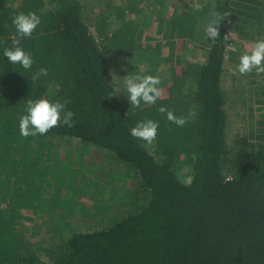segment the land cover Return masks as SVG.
Returning a JSON list of instances; mask_svg holds the SVG:
<instances>
[{
  "label": "trees",
  "instance_id": "1",
  "mask_svg": "<svg viewBox=\"0 0 264 264\" xmlns=\"http://www.w3.org/2000/svg\"><path fill=\"white\" fill-rule=\"evenodd\" d=\"M53 2L0 0V166L35 144L50 148L52 161L29 244L6 231L0 205V264H264V134L229 140L222 86L227 20L247 42L264 37V0H216L199 11L177 0H125L101 10L95 33L85 15L93 1ZM29 11L42 22L21 42L35 61L25 71L3 50L15 38L13 15ZM213 14L218 37L209 40L200 26ZM147 51L162 57V95L131 111L106 55ZM42 67L48 76L34 83ZM41 97L68 99L74 125L22 137L26 101ZM160 107L196 116L177 127ZM144 119L159 122L152 144L130 134ZM98 154L115 168L82 169ZM182 166L191 168L188 184Z\"/></svg>",
  "mask_w": 264,
  "mask_h": 264
},
{
  "label": "rangeland",
  "instance_id": "2",
  "mask_svg": "<svg viewBox=\"0 0 264 264\" xmlns=\"http://www.w3.org/2000/svg\"><path fill=\"white\" fill-rule=\"evenodd\" d=\"M49 4H53V0H46ZM90 10H85V15L90 16L91 31L95 33L93 24L96 22L97 16L101 10L108 5L123 4L125 0H90ZM93 1V2H92ZM171 1V0H170ZM182 4L191 5H207L214 3L216 0H177ZM181 5V6H183ZM94 8V10L92 9ZM175 8V7H174ZM172 10V9H171ZM151 11L146 18L151 16ZM152 13V12H151ZM145 18V19H146ZM95 19V20H94ZM207 23L203 22L200 29H205ZM89 27V28H90ZM202 31H205V30ZM227 40L228 44H233L235 51L227 49V57L225 62V71L222 79V86L227 94L228 99V123H229V140L238 134H249L254 132L257 135L264 134V74L256 75L254 72L240 76L233 72L235 65L238 63V57L244 51H250L253 42H247L245 39L237 35L232 27V18L229 16L227 23ZM206 33V32H205ZM235 53V57H232ZM107 62L114 71V83L116 84L117 93L123 104L131 111L135 110V106L125 96L122 89L123 78L127 75H156L162 57L153 51L140 52L133 54L131 60H119L112 55H106ZM129 60V61H128ZM121 62V64H120ZM191 91V87H185L184 92ZM188 91V92H189ZM17 143L12 146L14 148ZM48 150V148H45ZM45 154L38 144L29 147V150L23 151L6 160L4 166H0V205L7 211L8 227L6 231L10 235L18 237L23 246L29 244L33 221L37 216L40 205L44 203L45 192L47 188L48 177L52 171V161H50V148ZM100 158L91 159L88 162L98 160L95 166L82 167L91 168L90 173L99 169L101 163L109 165L114 169L111 159L101 161ZM91 160V161H90ZM179 170V177L188 184L192 178V171L189 166H182ZM88 170L84 171L87 174ZM68 200V199H67ZM68 210L69 205H65Z\"/></svg>",
  "mask_w": 264,
  "mask_h": 264
},
{
  "label": "clouds",
  "instance_id": "3",
  "mask_svg": "<svg viewBox=\"0 0 264 264\" xmlns=\"http://www.w3.org/2000/svg\"><path fill=\"white\" fill-rule=\"evenodd\" d=\"M200 10V5L196 6ZM209 19L205 26V32L209 40L218 37L217 19ZM12 26L15 29V38L12 46L3 50V56L13 65H18L25 71H30L34 64L31 52L26 51L21 42L25 38H32L33 33L41 24V17L37 13L29 11L20 12L12 17ZM230 51H235L233 44L227 45ZM234 74L244 76L250 73L256 75L264 74V37L257 38L251 45L250 51H244L238 57V63L233 69ZM48 76L47 68H40L37 73H33L31 80L36 83L41 77ZM160 78L156 75H127L123 78L122 89L130 101L131 105L140 107L141 104L152 105L161 97L162 92L159 87ZM68 99L50 100L46 98L28 99L23 113L19 118V134L22 137L45 135L50 129L58 124L72 127L75 113L68 109ZM161 113H166L167 119L177 127H183L190 118L196 116L195 111L189 112L187 117H177L173 112L165 107H160ZM159 122L153 119H144L137 122L136 126L130 129L132 137L137 138L147 144H152L158 135Z\"/></svg>",
  "mask_w": 264,
  "mask_h": 264
}]
</instances>
